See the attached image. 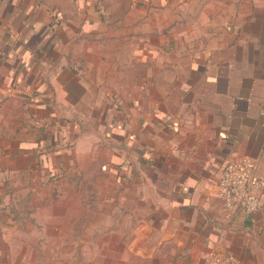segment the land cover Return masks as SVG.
<instances>
[{"label":"rangeland","instance_id":"374dc122","mask_svg":"<svg viewBox=\"0 0 264 264\" xmlns=\"http://www.w3.org/2000/svg\"><path fill=\"white\" fill-rule=\"evenodd\" d=\"M41 1L51 32L63 36L64 66L89 97L55 103L52 122L38 120L28 102L0 100L1 146L16 134L54 138L30 168L6 176L0 264H199L228 254L264 264V228L243 241L231 228L221 243L203 242L199 218L193 233L170 232L160 203L154 212L152 202L138 203L136 181L127 193L125 180L138 174L120 129L124 109L137 101L144 115L163 110L186 66L230 41L255 0Z\"/></svg>","mask_w":264,"mask_h":264},{"label":"crops","instance_id":"0c3cea01","mask_svg":"<svg viewBox=\"0 0 264 264\" xmlns=\"http://www.w3.org/2000/svg\"><path fill=\"white\" fill-rule=\"evenodd\" d=\"M51 21L41 0H0V100L28 102L36 118L46 122L57 118L55 103L89 97L86 84L64 66L63 36L51 32ZM242 21L223 47L204 51L198 63L186 66L178 94L163 110L144 115L137 101L124 109L120 121L122 142L136 157L132 166L138 174L125 180L127 193L136 181L138 203L152 202V212L160 203L170 232L193 233L192 218H199L201 240L215 245L224 240L225 230L237 229L232 236L243 241L264 228V196L261 210L246 216L225 212L217 195L223 165L243 157L256 162L264 181V0H255ZM48 135L18 139L16 134L0 145V196L9 172L30 168L46 151L54 140Z\"/></svg>","mask_w":264,"mask_h":264},{"label":"built area","instance_id":"2783aa9c","mask_svg":"<svg viewBox=\"0 0 264 264\" xmlns=\"http://www.w3.org/2000/svg\"><path fill=\"white\" fill-rule=\"evenodd\" d=\"M217 195L225 212L238 210L251 216L260 211L263 206L264 181L257 174L256 162L249 157H243L225 163L218 179ZM207 264L239 262L228 254L224 257H209Z\"/></svg>","mask_w":264,"mask_h":264}]
</instances>
